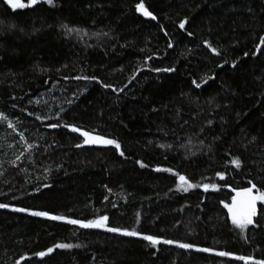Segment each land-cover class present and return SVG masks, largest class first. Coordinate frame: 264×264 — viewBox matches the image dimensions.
<instances>
[{
    "label": "trees",
    "instance_id": "16d2710c",
    "mask_svg": "<svg viewBox=\"0 0 264 264\" xmlns=\"http://www.w3.org/2000/svg\"><path fill=\"white\" fill-rule=\"evenodd\" d=\"M141 2L155 19L137 12ZM260 37L264 0H53L17 10L0 0V264L264 260V204L243 235L223 207L249 180L264 186ZM65 124L116 140L123 155L83 147ZM180 175L216 188L184 191ZM38 211L108 216L109 227L141 235ZM143 235L176 243L152 246Z\"/></svg>",
    "mask_w": 264,
    "mask_h": 264
},
{
    "label": "snow or ice",
    "instance_id": "6c2138e0",
    "mask_svg": "<svg viewBox=\"0 0 264 264\" xmlns=\"http://www.w3.org/2000/svg\"><path fill=\"white\" fill-rule=\"evenodd\" d=\"M4 4H6L10 9L12 10H17V9H24L25 7H33L37 5L40 0H27V4L24 3V0H3ZM43 3L48 4L50 6L53 5V0H43ZM136 10L137 12H140L143 16L145 17H151L152 19H155V16L152 15L150 11H148L144 3H138L136 5ZM185 22L181 21L179 24V27L181 29H184ZM69 32L72 31V29H68ZM191 35V33H189ZM260 41L262 44H264V37H260ZM171 43H169V47H171ZM259 47V45L257 46ZM255 55V53H253ZM247 55V54H245ZM156 71H161V69H156ZM164 71H172V69H164ZM76 79H89V77H76ZM91 79L95 80V77H91ZM99 83V81H97ZM195 84V81L193 82ZM199 87V85H196ZM103 87H111V85H103ZM115 91V89H113ZM6 117H4L2 114H0V122L4 121ZM37 119H41V117H37ZM59 125L57 124H51L49 127L51 128H56ZM9 128H12L13 125L11 123L8 124ZM63 127L68 128L69 131L73 133H79L80 137H83V144L84 145H101V146H112L115 148V150L120 154L123 155V152L120 151V144L114 140V139H107L104 138L103 136L100 135H95L93 133H90L88 131H83L80 130L78 127L72 126L65 124ZM77 147H80V144L76 145ZM20 157H17V160H19ZM137 163H140L137 161ZM232 165L239 169L241 167V161L239 159H233L232 160ZM141 167H145L144 164H140ZM156 171H161V169H156ZM163 171L170 172V169H163ZM217 176L219 177L220 180H224L225 176L223 173H217ZM178 182L179 185L184 186L183 190L187 191L189 188L193 187H202L204 191H208L209 188L211 187L212 189L216 188L215 184H203V185H193L192 183L189 182L188 179L185 178V176L180 175L178 177ZM248 184L251 185V187H243L235 191V195L232 196L231 198V203H223V207L227 210L228 213V219L231 221V224L234 226L235 229H238L240 234L243 235L245 233V230L248 228L249 225H252L253 227L256 226L254 224L253 218L257 215V203L260 202L261 204H264V186L257 187L251 180L248 181ZM7 205L5 204H0V208H5ZM15 211L18 212H24L26 209L23 208H17L14 209ZM261 212H264V208L260 209ZM31 215L34 216H41V217H47L50 220H55V221H64L67 224L70 225H78L80 228L84 229H102L107 232H112V233H120L125 236H140V233H137L135 231H129V230H123L117 227H109L108 226V216H99L95 220H90V221H81L77 219H69L63 216H56V215H50L48 212H32ZM256 223H259L257 221ZM143 240L148 241L152 246H156L158 244H174L173 240H162L157 237H153L151 235H143L141 237ZM176 246L183 248V249H189L192 248L193 245L189 243H177ZM73 247L72 244L68 243H56L54 245V248L56 249H71ZM76 247H79V245H76ZM53 247H49L46 252L41 251L37 252L36 256L38 257H44L46 253H51L54 250ZM199 251L203 252H210L212 251L211 249L208 248H203V249H198ZM216 255L220 257H231L232 254L226 251H219L215 253ZM236 260L243 261L244 264H264V260H252L250 256H235L232 257ZM19 264V262H18Z\"/></svg>",
    "mask_w": 264,
    "mask_h": 264
},
{
    "label": "water",
    "instance_id": "95a60500",
    "mask_svg": "<svg viewBox=\"0 0 264 264\" xmlns=\"http://www.w3.org/2000/svg\"><path fill=\"white\" fill-rule=\"evenodd\" d=\"M261 46H262V44L260 45L259 50H260ZM64 128H65L69 133L79 136V133H78V132H77V133H73V132L69 131L68 128H66V127H64ZM79 129H80V128H79ZM80 130H82V129H80ZM83 131H86V130H83ZM90 133H92V132H90ZM93 134H94V133H93ZM95 135H97V134H95ZM79 137H80V136H79ZM80 138H81L82 141H83V137H80ZM82 145H83V147H85V148H103V147H104V146H101V145H84V144H82Z\"/></svg>",
    "mask_w": 264,
    "mask_h": 264
},
{
    "label": "rangeland",
    "instance_id": "374dc122",
    "mask_svg": "<svg viewBox=\"0 0 264 264\" xmlns=\"http://www.w3.org/2000/svg\"><path fill=\"white\" fill-rule=\"evenodd\" d=\"M40 2H43V0H40ZM40 2H39V3H40ZM24 3L27 4V2H24ZM129 231H135V230H129ZM135 232H136V231H135Z\"/></svg>",
    "mask_w": 264,
    "mask_h": 264
}]
</instances>
